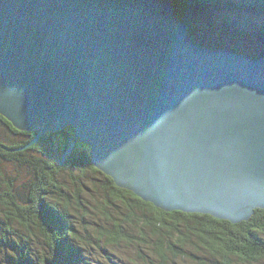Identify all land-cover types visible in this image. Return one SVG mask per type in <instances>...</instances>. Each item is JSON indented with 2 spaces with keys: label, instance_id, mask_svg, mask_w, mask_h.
Returning <instances> with one entry per match:
<instances>
[{
  "label": "water",
  "instance_id": "obj_1",
  "mask_svg": "<svg viewBox=\"0 0 264 264\" xmlns=\"http://www.w3.org/2000/svg\"><path fill=\"white\" fill-rule=\"evenodd\" d=\"M178 9L0 0V113L34 141L73 126L95 167L162 209L248 220L264 208V53L219 47Z\"/></svg>",
  "mask_w": 264,
  "mask_h": 264
},
{
  "label": "trees",
  "instance_id": "obj_2",
  "mask_svg": "<svg viewBox=\"0 0 264 264\" xmlns=\"http://www.w3.org/2000/svg\"><path fill=\"white\" fill-rule=\"evenodd\" d=\"M171 2L176 9L185 5L208 14L201 15L208 20L210 29L217 31V45L225 48L229 47L222 40L224 31L228 30V39L236 46L240 39L245 40L243 35L248 25L245 22L251 20L249 17H240L243 19L240 22L231 18L230 7L233 12L238 8L257 10L256 13L264 11V0L232 5L226 2L222 5L216 0ZM212 8L222 15L220 19L215 17L216 27L212 21L209 23L210 18L218 15L213 13ZM183 10L186 11V7ZM178 11L190 31L193 27L202 26L194 19L196 14L189 17L182 12V8ZM257 21L264 30V17ZM219 23H226L228 27L221 31ZM245 53L254 57L264 51ZM70 129L76 130L73 126ZM37 134L38 130L17 128L0 113V227L5 228V234H8L9 229L30 232L31 237L28 239L38 251L47 249L44 233H48L50 241L47 250L50 254L42 258L44 264H52L51 258L56 254L64 264L94 261L93 258H83L82 251L77 249L78 245L88 251L86 254H94L89 257L107 259L116 256L111 248L121 250L130 259L133 245L135 249L132 250L138 260L145 264H264V208H257L250 219L238 223L207 213L167 211L143 200L131 190L118 187L110 176L94 166L92 157L81 148L73 150L69 157L68 149L65 148L53 158L39 145L44 136L34 141ZM46 137L50 139V133ZM82 159L87 162L86 168L72 167L73 160ZM62 166L77 179L75 186L67 176L62 175ZM97 172L101 177H97ZM94 176L98 180L99 191L92 187L93 192L89 196L90 188L85 182ZM18 221L25 223L29 229L33 222L39 228L28 231L18 225ZM130 232L134 233L133 236ZM148 238L150 241L146 243ZM23 242L25 247L16 248L24 256H15V264H28L25 262L30 251L25 248L29 245ZM123 243L125 245L120 246ZM98 247L102 249L100 252L96 251ZM10 257L14 260L12 252Z\"/></svg>",
  "mask_w": 264,
  "mask_h": 264
},
{
  "label": "rangeland",
  "instance_id": "obj_3",
  "mask_svg": "<svg viewBox=\"0 0 264 264\" xmlns=\"http://www.w3.org/2000/svg\"><path fill=\"white\" fill-rule=\"evenodd\" d=\"M216 1H219L222 4L226 2V3H229V5H232L233 3H252L254 0H216ZM201 4H202V2L200 1L199 5H201ZM204 7H209V6L205 5ZM212 10H213V13H215L216 15L218 14L217 10H214L213 8H212ZM225 11H227V9ZM263 13H264V11H263ZM204 15L208 16V14H204ZM219 16H220V14H219ZM230 16H232L231 18L238 20L240 22L243 21L242 18H240L238 16H234L233 14ZM248 16H250V15H248ZM258 16H260V17H258ZM215 17H218V15L217 16L214 15V17L210 18V20H209V23H211V21H212L214 26L216 23ZM220 17H218V18L220 19ZM263 17H264V15L262 16L260 13H256V14L252 15V17H250L251 20L245 22L248 25H246L247 27H245L246 34L243 35V36H245V40H241L243 42L240 41L235 46L234 44H232L229 41L230 38L228 39V37H227L225 39V41H223L224 45L228 46L230 50L237 51V49H238V51L243 52V53H245L246 51H252V52H258L259 50L264 51V30L261 29L263 26H261L259 23H257L258 22L257 20L263 19ZM243 18H246V13L243 16ZM194 19H201L203 21L204 27L206 29H209L211 27L210 24L208 25V20L204 16L200 17L199 15H195ZM227 27H228V24H226V23H222V24L219 23V25H218V28L221 31H223L222 28L225 30ZM225 32L229 33L228 30H225L224 33ZM204 33H206V32H204ZM231 35H233V34H231ZM232 42H234V41H232ZM261 47H263V48H261ZM33 121L34 122H33L32 127L34 126L36 129L41 127V125H42L41 119H35ZM67 125H69V124H67ZM66 126H64L63 127L64 129L62 128L61 131L51 130L49 132L51 138L49 139L48 137H45L44 139H42L40 141V144H39L40 147L43 148L48 154L51 153L52 157L55 158V156H56L55 146H56L57 155L59 156L60 150H65V148H66V150L68 149L67 146L69 147V142H70L71 137H72L71 141L72 142L76 141V142L73 145V148L71 151L81 148L85 152H87L88 155L91 156L92 145L88 142H85V140H81L82 136H78L77 140H76V138H73L75 135V131L70 129V127H66ZM67 130L71 131V132H69L68 134L65 135V131H67ZM53 132H55V133H53ZM80 162H83V164L82 165L77 164L75 169L86 168L85 167V164L87 163L86 160L82 159V160H80ZM62 168H63V170L61 171L62 175H64V177L67 176L68 179L71 180L70 183H72L75 186L77 179L73 178L70 175L69 169L65 168L64 166H62ZM97 169L103 173V171L101 169H99V168H97ZM96 174H97L98 178L101 177V175L98 172ZM85 184H86V186H88L90 188V191H88L89 196L93 192L92 187H95L99 191L98 180L96 179V176H94L93 178L92 177L87 178ZM99 184L101 186V183H99ZM118 187L123 188V189H127V188L121 187L119 185H118ZM128 190H130V189H128ZM131 191L134 192L137 196H139L143 200L153 203V201H151L149 199H145L141 195L137 194L133 189H131ZM102 201H105V200H101L100 202H102ZM142 211H145V210L142 209ZM12 220L15 222V217H13ZM18 225L25 227L28 231L39 228L38 226L34 225V222H33L32 227L30 229L27 228L25 223H19V221H18ZM4 231H6L5 228L0 227V264H15V256H17V255H19V257L24 256L16 248V247H25V244L23 241H26L29 245L25 248V250L30 251L29 258L27 259V261L25 263H28V264H44V261H42V258L44 256H47L50 254L47 250L49 248L48 245H49V241H50L48 233H44V241L46 242L47 249L44 251H38L36 249V247L33 245L32 241L30 239H28V237H31L30 232L14 231L12 229H9L8 234H5ZM133 234H134L133 232H130L131 236H133ZM2 236H4V239L2 238ZM22 238H24V240H21ZM15 240L17 242H14ZM149 241L150 240L148 238V241L146 243H148ZM154 241H155V239H154ZM124 245H125V243L120 244V246H124ZM132 248L135 249L133 247V245H132ZM132 248H131V252L129 253V256L131 255L130 259L127 258L126 253H122L121 250H118V249L114 250L113 248H111V252H115L116 256L108 258V259L104 258V257H89V256H93L94 254H92V253L86 254L88 252L87 250L82 253V256L88 257L89 259L93 258L92 260L95 261V262L94 261L86 262V264H145L143 261H142L143 262L142 263L141 261L138 260L137 255H136L135 251L132 250ZM78 249H81V247L79 245H78ZM101 250L102 249L100 247L96 248L97 252H100ZM11 252H12V256H13L14 260L10 259L11 258L10 257ZM56 255L57 256H55L54 258H51L52 264H55L57 261H59V263H57V264H60V263L64 264V261L60 259L58 254H56ZM10 260L12 262H9ZM81 264H85V263H83V261H81ZM182 264H188V263L182 262Z\"/></svg>",
  "mask_w": 264,
  "mask_h": 264
},
{
  "label": "bare ground",
  "instance_id": "obj_4",
  "mask_svg": "<svg viewBox=\"0 0 264 264\" xmlns=\"http://www.w3.org/2000/svg\"><path fill=\"white\" fill-rule=\"evenodd\" d=\"M193 16H194V15H193ZM66 127H70V126H69V125H67ZM63 129H64V128H63ZM69 132H71V131H68V130H67V131H65V135H66V134H68ZM73 138H75V135H74V137H73ZM114 182H115V181H114ZM256 209H257V208H255V209H254V213H255V210H256ZM254 213H253V214H254ZM253 214H252V215H253ZM211 215H212V214H211ZM252 215H251V217H252ZM251 217H250V218H251ZM42 240H43V239H42ZM32 243H33V242H32ZM25 246H26V245H25ZM128 259H129V258H128Z\"/></svg>",
  "mask_w": 264,
  "mask_h": 264
}]
</instances>
